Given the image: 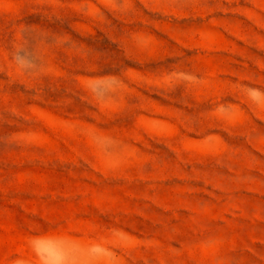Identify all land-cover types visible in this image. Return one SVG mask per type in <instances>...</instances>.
<instances>
[{"label":"rangeland","instance_id":"374dc122","mask_svg":"<svg viewBox=\"0 0 264 264\" xmlns=\"http://www.w3.org/2000/svg\"><path fill=\"white\" fill-rule=\"evenodd\" d=\"M0 264H264V0H0Z\"/></svg>","mask_w":264,"mask_h":264}]
</instances>
